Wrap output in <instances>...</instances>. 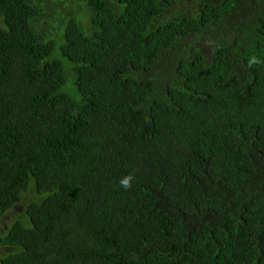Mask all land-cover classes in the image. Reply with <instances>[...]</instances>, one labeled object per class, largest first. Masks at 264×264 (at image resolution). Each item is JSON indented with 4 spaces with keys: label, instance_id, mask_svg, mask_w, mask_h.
<instances>
[{
    "label": "trees",
    "instance_id": "obj_1",
    "mask_svg": "<svg viewBox=\"0 0 264 264\" xmlns=\"http://www.w3.org/2000/svg\"><path fill=\"white\" fill-rule=\"evenodd\" d=\"M0 264H264V0H0Z\"/></svg>",
    "mask_w": 264,
    "mask_h": 264
},
{
    "label": "clouds",
    "instance_id": "obj_2",
    "mask_svg": "<svg viewBox=\"0 0 264 264\" xmlns=\"http://www.w3.org/2000/svg\"><path fill=\"white\" fill-rule=\"evenodd\" d=\"M130 179H131V178L129 177V178H126V179L122 180V181H121V184H122L125 188L129 187V186H130V184H129V180H130Z\"/></svg>",
    "mask_w": 264,
    "mask_h": 264
}]
</instances>
